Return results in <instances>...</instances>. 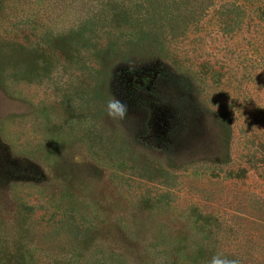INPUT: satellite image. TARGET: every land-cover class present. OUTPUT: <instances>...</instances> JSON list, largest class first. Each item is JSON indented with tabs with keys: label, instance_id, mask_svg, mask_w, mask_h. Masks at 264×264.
<instances>
[{
	"label": "rangeland",
	"instance_id": "374dc122",
	"mask_svg": "<svg viewBox=\"0 0 264 264\" xmlns=\"http://www.w3.org/2000/svg\"><path fill=\"white\" fill-rule=\"evenodd\" d=\"M109 42L128 55L104 83L93 54ZM261 162L264 0H0V232L14 259L23 245L30 261H68L86 228L128 264L183 243L264 264Z\"/></svg>",
	"mask_w": 264,
	"mask_h": 264
},
{
	"label": "trees",
	"instance_id": "16d2710c",
	"mask_svg": "<svg viewBox=\"0 0 264 264\" xmlns=\"http://www.w3.org/2000/svg\"><path fill=\"white\" fill-rule=\"evenodd\" d=\"M106 48H109L108 51L100 48L93 54V58L99 66L100 76L103 77L104 83L106 81L108 82V80H111V82L115 80L118 71L113 69V66L118 60L123 62L126 55H128V52L123 50L117 42L107 43ZM109 85L111 84L109 83ZM262 166L259 169L264 171V165ZM255 198L261 215L256 218L254 223L264 224V198L259 195H256ZM80 206L82 207V205ZM79 215H81L80 212ZM80 233L77 235L78 240L75 246L76 255L69 258L68 261H58L54 264H128V261L123 256L116 254L114 251L106 255L105 253H101L100 248L97 247L95 249L93 247L94 240L96 239V233L94 231L84 228V231ZM3 237L4 234L0 232V264H42L28 260L25 254L27 248L23 245L18 247V251H20L19 256L14 259L13 252H9L6 245L2 246L1 243H4V241L1 239ZM219 249L218 246L207 243H199L195 246L188 243L178 244L176 246L164 245L150 252V261L152 264H209L212 256L217 251H220ZM242 253L239 259L241 264H245L246 259L244 257L250 255V252L245 251ZM227 256L237 258L233 254Z\"/></svg>",
	"mask_w": 264,
	"mask_h": 264
},
{
	"label": "clouds",
	"instance_id": "9594fccd",
	"mask_svg": "<svg viewBox=\"0 0 264 264\" xmlns=\"http://www.w3.org/2000/svg\"><path fill=\"white\" fill-rule=\"evenodd\" d=\"M107 112L114 119H124L127 115V105L117 98L110 99L107 102ZM73 160L75 163H83V159L79 155L74 156ZM209 264H241V261L238 257L230 258L223 252L217 251L212 256Z\"/></svg>",
	"mask_w": 264,
	"mask_h": 264
}]
</instances>
